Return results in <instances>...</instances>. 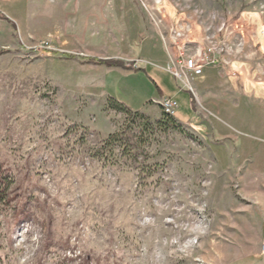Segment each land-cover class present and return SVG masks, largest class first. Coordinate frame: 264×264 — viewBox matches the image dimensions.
<instances>
[{"label":"rangeland","instance_id":"obj_1","mask_svg":"<svg viewBox=\"0 0 264 264\" xmlns=\"http://www.w3.org/2000/svg\"><path fill=\"white\" fill-rule=\"evenodd\" d=\"M0 10L16 22L0 17V167L13 180L0 264H261L264 0H0ZM165 37L220 75L197 83L219 97H195L198 114L180 84L175 116L197 115L192 124L151 101L159 78L176 83L168 70L153 57L130 66L154 43L169 58ZM66 52L123 58L132 71Z\"/></svg>","mask_w":264,"mask_h":264},{"label":"crops","instance_id":"obj_2","mask_svg":"<svg viewBox=\"0 0 264 264\" xmlns=\"http://www.w3.org/2000/svg\"><path fill=\"white\" fill-rule=\"evenodd\" d=\"M156 44H158V43H154V44L148 45V49L141 52V55H143V56H140L141 57L140 60L144 61L145 59H149V58L153 57V58L156 59V62H158L157 63L158 65H160L163 69L165 68V70H167L165 66H166L167 61H168V58H167L168 55L165 52V50L163 49L162 43L158 44L157 46H156ZM132 59H138V58L137 57H133ZM106 67H108V68H119V69H122V70H125V71H132V68L127 69V68H123L121 66H107L106 65ZM139 68H142V67H139ZM167 72L175 79L176 83L174 84L173 88H171V85L169 86V85L165 84L164 80H162V79L160 80V78H159L158 82H157V84H158L157 85V89H158L159 95L157 97L168 96V97H171L172 99H174L177 102V100L175 99L174 96L178 95V94H181V89H182V87L180 86L181 82L170 71H167ZM219 76L220 75H218V73L216 72L214 66L212 64H209L206 67V70L204 71L202 76H200V77L195 79V81H194L195 88H194V91H193L195 93V96L192 95V97H191V101H192V104H193L192 107L195 110L194 114H195V112H197V114H198V111H197L198 110L197 109L198 108V104H197V102L195 100V97H196V99L198 100L199 103L203 102V101H208L210 106L212 104H214L215 100H217L219 98L217 96H214V94L210 93L209 91H207V93L204 94V92H202V90H199L201 88V86H199L200 88L198 89L197 83L200 82L203 85H206L204 83L208 82V80H207L208 77H209V81H211L212 83H214L215 81L219 82V80H220ZM172 84H173V80H172ZM207 85H208V83H207ZM197 89H198V96H197ZM212 92H213V90H212ZM152 98H155V96H153ZM187 100L189 101L190 99L188 98ZM147 105L148 104L143 105L140 109H131V108H128V107L127 108L132 110V111L143 112V113H145V114H147L149 116H153L155 118H157V117L159 118L161 116V112H160V111H162L161 109H160L159 113L157 114V112L155 110L149 109V106H147ZM177 107H178V103H177V106H176V109H175V113L177 112ZM210 112L213 113L214 111L210 110ZM194 114H192L190 116L188 115L187 117L182 114V117L180 115L179 118L176 117V116H175V118L180 123L192 124L195 121L196 116H197V115H194ZM182 118H184L185 121H182ZM262 230H264V226L262 227ZM263 233H264V231H263ZM263 252H264V247L261 246L259 248V250H257L256 253H255L256 257H257L256 261H259L261 264L264 263V254H263ZM225 264H233V263H231V261H227Z\"/></svg>","mask_w":264,"mask_h":264},{"label":"built area","instance_id":"obj_3","mask_svg":"<svg viewBox=\"0 0 264 264\" xmlns=\"http://www.w3.org/2000/svg\"><path fill=\"white\" fill-rule=\"evenodd\" d=\"M181 30L183 25H180ZM174 33H186L181 32L180 29L174 28ZM186 30H189L187 27ZM166 43V48L170 51L169 58L166 64V69L170 71L182 84L187 87L189 90L194 91V81L196 78L202 76L204 73V67L207 64L203 58H200L197 54L186 53L185 51H180L178 54L174 52L173 46H171V40H168L167 37L164 38ZM141 60L137 59L133 61L130 66L134 68H139V62ZM153 103L160 105L163 112L168 117L175 118V109L177 102L168 96L155 97L151 100Z\"/></svg>","mask_w":264,"mask_h":264},{"label":"trees","instance_id":"obj_4","mask_svg":"<svg viewBox=\"0 0 264 264\" xmlns=\"http://www.w3.org/2000/svg\"><path fill=\"white\" fill-rule=\"evenodd\" d=\"M0 17L8 20L13 26H16L15 20L10 18L5 12H3L1 10H0ZM49 50H51V49H49ZM3 51L4 50H0V54ZM61 55L65 58L79 59L82 62L94 63V64H103V65L105 64L107 66H121L123 68L130 69V66L127 65L125 60L123 58H119V57H101V56H97V55L80 56L79 54L72 53V52L62 53ZM111 99H113L115 101L117 108L128 109L126 105H124L122 102L118 101L114 97H112ZM136 112H140V111H136ZM171 118H173V117H171ZM120 136H121L120 131L113 132L109 135L108 140L105 142L110 143L112 141H117V139H119ZM12 182H13V180L10 177V175L0 167V203L4 202L6 195H7V191H8Z\"/></svg>","mask_w":264,"mask_h":264}]
</instances>
